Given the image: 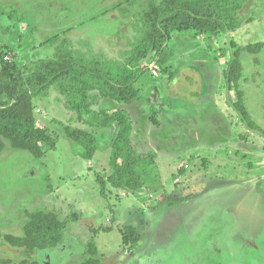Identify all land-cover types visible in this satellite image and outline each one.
<instances>
[{
    "label": "rangeland",
    "instance_id": "374dc122",
    "mask_svg": "<svg viewBox=\"0 0 264 264\" xmlns=\"http://www.w3.org/2000/svg\"><path fill=\"white\" fill-rule=\"evenodd\" d=\"M178 1V0H176ZM170 0H0V69L26 76L65 45L76 57L124 63L145 33L144 19ZM241 26L228 33L171 34L173 56L142 61V99L117 103L90 94L70 109L56 88L33 99L37 125L56 139L42 158L5 144L0 154V264H82L92 244L100 264H264V0H243ZM262 44L259 51L249 47ZM239 61V89L259 127L249 130L228 103L224 62ZM235 98V96H234ZM119 108L143 156L142 187L115 188L118 127L98 113ZM91 134L93 156L66 136ZM36 211L68 223L57 248L17 247ZM133 227L138 244L124 243Z\"/></svg>",
    "mask_w": 264,
    "mask_h": 264
},
{
    "label": "trees",
    "instance_id": "16d2710c",
    "mask_svg": "<svg viewBox=\"0 0 264 264\" xmlns=\"http://www.w3.org/2000/svg\"><path fill=\"white\" fill-rule=\"evenodd\" d=\"M173 6L152 12L144 19L145 33L124 63L102 62L97 59L76 57L65 45L58 47L55 58L38 61L34 69L24 75L16 63H4L0 69V154L5 144L17 150L30 152L42 158L57 149L56 139L47 129L37 125L33 114V99L50 90L58 89L66 98L70 109L80 113L90 110V94L98 92L102 98L117 103L131 104L142 99L139 82L147 73L142 61L154 56V64L164 68L171 61L169 48L171 34L176 31H196L200 35L237 30V12L243 0H170ZM262 44L249 47L259 51ZM228 103L249 130L259 127L249 114L239 89L242 65L239 61L224 62ZM235 96V98H234ZM105 127L116 125L117 136L112 147L110 183L115 188L139 190L142 185L139 166L144 161L132 144L133 126L119 108L98 113ZM66 136L77 142L93 156L96 150L94 137L80 129L65 128ZM68 223L53 212L32 213L25 226V235L15 241L17 247L29 252L57 248L64 239ZM124 243L138 244L140 237L133 227L123 231ZM91 256L82 264H100L94 244ZM38 264V263H33Z\"/></svg>",
    "mask_w": 264,
    "mask_h": 264
}]
</instances>
